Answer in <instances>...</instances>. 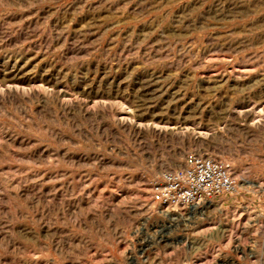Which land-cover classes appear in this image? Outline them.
I'll return each mask as SVG.
<instances>
[{
	"label": "rangeland",
	"instance_id": "obj_1",
	"mask_svg": "<svg viewBox=\"0 0 264 264\" xmlns=\"http://www.w3.org/2000/svg\"><path fill=\"white\" fill-rule=\"evenodd\" d=\"M0 264H264V0H0Z\"/></svg>",
	"mask_w": 264,
	"mask_h": 264
},
{
	"label": "built area",
	"instance_id": "obj_2",
	"mask_svg": "<svg viewBox=\"0 0 264 264\" xmlns=\"http://www.w3.org/2000/svg\"><path fill=\"white\" fill-rule=\"evenodd\" d=\"M149 196L161 207H189L211 202L237 190L229 165L208 153L185 156L180 167L162 171L150 183Z\"/></svg>",
	"mask_w": 264,
	"mask_h": 264
}]
</instances>
